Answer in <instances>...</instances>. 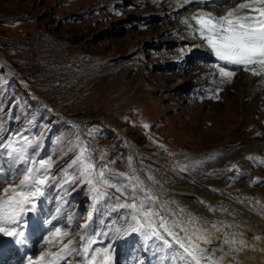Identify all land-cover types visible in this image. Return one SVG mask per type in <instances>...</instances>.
Here are the masks:
<instances>
[{"label":"rangeland","instance_id":"1","mask_svg":"<svg viewBox=\"0 0 264 264\" xmlns=\"http://www.w3.org/2000/svg\"><path fill=\"white\" fill-rule=\"evenodd\" d=\"M158 1L0 0V163L5 169L0 198L12 195L4 189L18 184L28 166L52 162L43 195L54 229L37 257L58 252L71 240L73 250L65 256L69 264H87L103 248L111 256L116 252L121 264H194L185 251L193 247L201 264H234L245 246L235 229L239 215L264 224V171L242 163L244 157L239 168L224 158L234 147L264 139V112L254 115L249 94L241 99L243 72L220 88L216 79H208L212 93L195 85L199 79L194 78L181 90L187 69L175 74L173 65L160 63L173 52L165 45L172 44L148 47L144 42L175 14L134 17L160 11L162 6L150 5ZM132 48L139 50L131 54ZM22 84L45 103L32 99ZM9 143L24 149L26 161L19 153L9 156ZM82 152L96 172H104L98 192L81 183L80 164H73ZM136 169L157 188L171 214L203 221L217 233L209 247L195 243L199 250L184 238ZM145 196L153 198L147 207L159 213L152 218L159 235L153 228H129L135 226L131 209L122 205ZM57 228L68 235L51 247ZM131 232L138 236L125 242ZM90 239L95 242L86 258L82 249Z\"/></svg>","mask_w":264,"mask_h":264},{"label":"snow or ice","instance_id":"2","mask_svg":"<svg viewBox=\"0 0 264 264\" xmlns=\"http://www.w3.org/2000/svg\"><path fill=\"white\" fill-rule=\"evenodd\" d=\"M189 2L191 0H184L185 4ZM200 2H206V0H200ZM243 9L248 10L247 14H239L240 10ZM191 19L196 24L194 31L200 34L219 61L243 66L245 70L252 69L253 75H260L259 70H264V0H243L242 3L237 4L235 8L229 9L221 16L200 11L194 13ZM183 22L188 23L187 20ZM189 27L191 28L192 25L189 24ZM220 72L228 77L233 75L232 72H227L224 68H220ZM7 147L9 148V156L19 153L21 160L26 161L27 158L22 147L15 148L11 143ZM78 162L80 164L81 183H87L92 192H98L97 183L104 179V172H96L92 163L84 161L83 152L76 161H73V164ZM51 166L50 160H41L38 164L34 163L23 170V175L18 184L4 189L5 193L11 192L12 195L0 198V233L15 237L23 235V233L17 232L15 228L8 226L15 225L26 212L35 208L37 198L44 194V187L49 181L45 172ZM67 179L73 180L75 177H67ZM0 182H2V177H0ZM149 199L153 198L145 196L138 203L134 201L131 204L126 203L122 207L131 209V219L135 223L134 227L129 225L131 230L140 231L144 228H153V234L159 235L152 220L159 213L147 207ZM159 227L164 228L165 231L168 230L164 222H161ZM169 234L172 233L169 232ZM66 235H68L67 232L61 233V229L57 228L53 235V243ZM80 239L83 241L85 237L81 236ZM94 242L90 239L87 244L83 245L82 254L86 258L89 256V248ZM72 245L73 241L70 240L58 252H41L39 257L35 261L30 260L29 264H59V261L73 250ZM181 247L184 245L182 244ZM185 251L192 257L194 264H201L200 258L196 255V248L193 247L191 251L185 248ZM87 264H112L110 249H96L91 254V259L87 261ZM209 264L212 262L210 261Z\"/></svg>","mask_w":264,"mask_h":264},{"label":"bare ground","instance_id":"3","mask_svg":"<svg viewBox=\"0 0 264 264\" xmlns=\"http://www.w3.org/2000/svg\"><path fill=\"white\" fill-rule=\"evenodd\" d=\"M148 1L151 2V0H148ZM160 1L161 0H159L158 2L150 3V5H159L160 7L162 6V9L160 11H156L154 13L152 12L149 15L147 14L144 16L141 15V16H134V17H136V19L139 21V20H145L148 17L159 16V18L160 17L166 18L170 14H175L173 19H169L166 22H163V23L157 25L159 27L162 25V27H160V29L158 30L159 31L158 34L157 35H150L149 34L148 36L145 37L144 42L146 45H148V47H152L153 45L158 46V43H159V46H161L163 43L164 44H166V43L172 44V45H165L166 46L165 48L167 50H173V52H171L170 57L167 55H165V56L163 55L164 57L161 59L160 63L163 66L173 65L172 71L175 74H176V72L181 73L183 70L186 71V69H187V71H188L187 75L185 77V80H183L182 84H181V87L182 86H184V87L181 90H183L186 87H189L190 83H192V81H193V78L199 79L197 82H195V85L199 83V84H201V86L204 85V86L210 87V85L207 83V81L210 78H212V79L214 78V79H216L215 87L220 88L222 85L228 86L229 82L231 81V78H224V77L216 78L214 76V72L212 71V70H215L212 65H210L209 68H207L201 62L197 66H194V64H192V62L194 61L193 52L197 49V47L199 45L191 33V29H193V26L190 28L189 24L192 25V21H194V20L191 19V16L194 13H197L196 10L198 8L192 7V8H187V9L182 10V11H176L175 8L178 6V4H180V2L182 0H163L162 2H160ZM238 1L243 2V0H233L231 3L227 4V6L223 7L219 11V13L225 14L229 9L235 8L236 5L239 3ZM246 11H248V10H246V9L240 10L239 14H242ZM185 20H187L188 23H184L183 21H185ZM151 26L153 27V25H151ZM148 27H150V25ZM171 34H174V36L170 37L167 40L166 39L162 40V38H160L161 35H171ZM154 39H157V41H155ZM170 40H171V42H168ZM178 46H181V48L180 49H173V47H178ZM205 48H207L206 45H205ZM134 49L135 48H132L129 51V53L134 54L137 50H139V48H137V50H134ZM166 52L168 54V51H166ZM184 62H185V64H183ZM177 63L183 64V65H181L177 69V68H175ZM10 71H12V70H10ZM243 71H244L243 72V79L241 78V82L245 86L243 88V91L240 94V97L242 100L244 98V100L246 101V99L248 98V97L246 98V95L249 94L251 96V99L254 101V106H253L254 115H257L258 113H261L262 111L264 112V71L261 70L260 75H253L252 69H249V70L244 69ZM188 82H190V83H188ZM220 84H222V85H220ZM21 88L24 91H26V90L29 91L30 97L35 99L34 97H36V96H33L32 93L30 92V90H28V88L25 85L22 84ZM199 93H200V90H199ZM217 94H215V95H217ZM203 97H205V96H203ZM36 100L39 101L40 103H45L43 101V98L36 97ZM53 113H57V115L60 116V113L58 111H55L54 109H53ZM118 131H119V133L124 135V137L126 138L128 146H130V148L134 152V150H133L134 148L129 144L130 142H129L126 134L123 132V130L121 129ZM143 148H145V149L152 148V146L145 145ZM241 157L245 158V161L242 163L245 164L247 162V163H250V164L252 163L253 165L258 166L259 171L262 170L260 172L262 174V172L264 171V139L250 143V144H247L246 146L234 147L233 149H230L225 154L224 158L227 160L228 164L230 162L232 163L234 161L235 163L233 162L234 163L233 166L236 168H239L240 163L238 164V162H240V161H238V160ZM133 162H134V160H133ZM134 167H135V164H134ZM136 171L145 180V182L147 183V186L151 190V192L158 198L164 212L167 213L171 217V219L175 222V225H177V224L180 225V226L179 225H177V226L182 228V231L184 232V238H186L187 241L194 244L195 246L197 244V246H199L200 248L204 249V248L209 247V244L211 242H213V240H215V235L217 233L214 230H212L211 228H209L208 226H206L205 225L206 223L204 224L203 221H199V220L194 219L195 222H192V221H188V220H182L181 218H180L181 219L180 220L177 217H175L173 214H171V212H169L166 209L164 202H163V199L160 196V194L158 193L157 188L153 187V185H151L149 183V181L147 180V178L145 177L144 174H143L144 175L143 176L141 174V172L139 173V170L136 169ZM219 203L224 205L226 207L225 209H229V206H228L229 204H226L225 202H221V201ZM224 206H223V208H224ZM230 211H232L231 214H234V211L232 209H230ZM235 212H238V211H235ZM237 214H239V213H237ZM237 214H236V216H238ZM242 214L239 215L238 220L240 221V223L242 222V225L243 224L244 225L242 226L240 223L238 224V222H239L238 221L237 224L235 225L236 226L235 229L237 231L236 230L235 231L238 232L239 234H241V241H242V244L244 243L245 246H244V249L242 248L243 251L237 256V260L234 259L233 262H234V264H264V224L261 221L255 219L253 217H247V216H244ZM222 216H223V214H222ZM227 216L229 217V215H227ZM224 218L225 217H223V219ZM218 220H219V218H218ZM224 225H226V224H224ZM212 227L214 229V226H212ZM215 230H217V229H215ZM225 230H227V229H225ZM235 231H234V233H235ZM186 232L190 234L191 238L188 236V234ZM236 235H234V236H236ZM216 238H217V236H216ZM217 245H218V243L214 244L213 247L217 246ZM199 247H197V248L199 250H201ZM214 249H216V248H214ZM220 255H221L220 253L219 254L216 253L217 257L218 256L220 257ZM221 257H223V256H221ZM218 261H220V260H218ZM222 261H220V262H222Z\"/></svg>","mask_w":264,"mask_h":264}]
</instances>
